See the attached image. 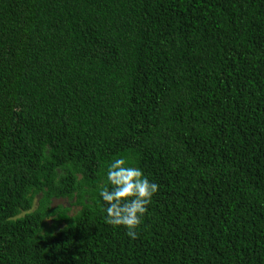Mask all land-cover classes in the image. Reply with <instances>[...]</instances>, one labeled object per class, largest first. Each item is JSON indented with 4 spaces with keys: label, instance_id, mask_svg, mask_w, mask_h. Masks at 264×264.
<instances>
[{
    "label": "trees",
    "instance_id": "1",
    "mask_svg": "<svg viewBox=\"0 0 264 264\" xmlns=\"http://www.w3.org/2000/svg\"><path fill=\"white\" fill-rule=\"evenodd\" d=\"M0 264H264V0H0Z\"/></svg>",
    "mask_w": 264,
    "mask_h": 264
},
{
    "label": "clouds",
    "instance_id": "2",
    "mask_svg": "<svg viewBox=\"0 0 264 264\" xmlns=\"http://www.w3.org/2000/svg\"><path fill=\"white\" fill-rule=\"evenodd\" d=\"M158 191L159 185L151 182L140 168L128 165L124 158L115 159L108 166L106 182L100 190L106 205L105 222L114 227L123 226L129 237L138 238L137 229Z\"/></svg>",
    "mask_w": 264,
    "mask_h": 264
},
{
    "label": "rangeland",
    "instance_id": "3",
    "mask_svg": "<svg viewBox=\"0 0 264 264\" xmlns=\"http://www.w3.org/2000/svg\"><path fill=\"white\" fill-rule=\"evenodd\" d=\"M55 202H61V203H63V204H65V205H67V199H61V200H56ZM76 209H78V206H72L71 207V212L73 213Z\"/></svg>",
    "mask_w": 264,
    "mask_h": 264
}]
</instances>
